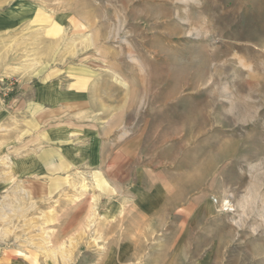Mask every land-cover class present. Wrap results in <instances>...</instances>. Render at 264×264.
Here are the masks:
<instances>
[{
	"label": "rangeland",
	"instance_id": "obj_1",
	"mask_svg": "<svg viewBox=\"0 0 264 264\" xmlns=\"http://www.w3.org/2000/svg\"><path fill=\"white\" fill-rule=\"evenodd\" d=\"M21 1L44 19L6 35L0 96L86 72L60 135L104 158L52 161L51 120L7 108L0 264H264V0Z\"/></svg>",
	"mask_w": 264,
	"mask_h": 264
},
{
	"label": "crops",
	"instance_id": "obj_2",
	"mask_svg": "<svg viewBox=\"0 0 264 264\" xmlns=\"http://www.w3.org/2000/svg\"><path fill=\"white\" fill-rule=\"evenodd\" d=\"M30 5L33 6L34 4L21 0H0V73L12 72L10 71V68H14L12 64H8L10 57H7L6 54H4L6 45L3 41L6 40V35L17 28L27 26L29 23L33 27L43 23L44 18L38 17L39 8H36L35 5L33 8L30 7ZM57 20L60 22L59 19ZM71 71H73V69H68L69 73ZM27 90H30L32 93V96L29 99L25 97ZM18 91L17 96L6 100L0 96V124L5 123V118L7 117L6 112L9 111L7 108L15 105V103L19 105L39 107L36 113V122L42 124L45 121L51 120L50 127L45 131L48 139V151L57 155L55 156L56 158L53 157L51 160H70L69 156L65 155V153H74L75 156L78 155L80 151L77 150V146H80L82 143L76 138H73L71 141V137H69V143H66L65 137L60 135L61 127L58 116L59 110L57 109L59 106L72 104H81L91 107L90 105L93 95V82L91 76L86 72H83V75L73 77V79L67 81L65 79L62 80L59 76H51L46 80L35 78L31 83H27L20 78ZM44 109L46 110V116H51V118H46L45 120L43 115ZM50 111L51 115L49 114ZM21 125L22 123L18 130L20 132L23 129V126ZM97 128V124L90 123L89 125H84V130L89 131L90 133ZM41 131H43V128H41ZM62 144H67L65 145L66 147L71 144L72 148L66 149ZM82 145L81 152L88 155L89 160L94 162L103 161L104 157H102V151L99 150L101 142L98 140V135H88ZM14 264H21V262H15Z\"/></svg>",
	"mask_w": 264,
	"mask_h": 264
},
{
	"label": "built area",
	"instance_id": "obj_3",
	"mask_svg": "<svg viewBox=\"0 0 264 264\" xmlns=\"http://www.w3.org/2000/svg\"><path fill=\"white\" fill-rule=\"evenodd\" d=\"M13 86V82L10 80V77L4 73H0V93L5 96L7 95Z\"/></svg>",
	"mask_w": 264,
	"mask_h": 264
}]
</instances>
